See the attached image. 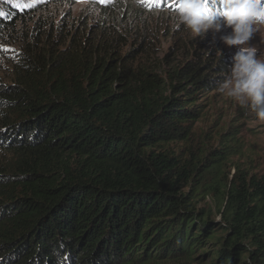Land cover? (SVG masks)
Masks as SVG:
<instances>
[{"label": "trees", "instance_id": "trees-1", "mask_svg": "<svg viewBox=\"0 0 264 264\" xmlns=\"http://www.w3.org/2000/svg\"><path fill=\"white\" fill-rule=\"evenodd\" d=\"M73 3L0 0V264H264V175L173 149L231 57L199 41L164 69L151 12Z\"/></svg>", "mask_w": 264, "mask_h": 264}, {"label": "rangeland", "instance_id": "rangeland-1", "mask_svg": "<svg viewBox=\"0 0 264 264\" xmlns=\"http://www.w3.org/2000/svg\"><path fill=\"white\" fill-rule=\"evenodd\" d=\"M119 1L126 6L132 3L135 7L139 6L151 12L146 13L143 23H138L136 31L139 34L142 31L146 33L152 43L149 48L150 54L154 59L161 60L164 69L177 65L183 57V51L199 41L205 43L204 48L214 46L216 49L226 51L230 57L234 54V48H226L220 41V36L226 35L230 29H225L215 38L209 31L201 39L192 37L183 26L174 27V16L179 0H157L151 7L146 6L141 0H74L71 6L72 16L87 15L93 13L96 6L110 7L114 2ZM126 20L127 27L134 28L137 19L132 17L130 24L129 18ZM249 43L254 44L261 53H264V26L259 28ZM164 57H168L167 62L162 61ZM173 149L182 160H190L195 156L202 157L203 154H208L214 163H222L218 158H226L222 168L225 172L224 178L225 175L229 178L234 176L236 168H240L250 176L264 175V121L257 120L255 114L246 106H241L235 100L215 90L208 95L202 115L192 127V135L185 143L177 144ZM210 152H212L211 156ZM214 204V199L208 195L200 201L198 207L206 209ZM212 218L215 221L220 220L215 209Z\"/></svg>", "mask_w": 264, "mask_h": 264}, {"label": "clouds", "instance_id": "clouds-1", "mask_svg": "<svg viewBox=\"0 0 264 264\" xmlns=\"http://www.w3.org/2000/svg\"><path fill=\"white\" fill-rule=\"evenodd\" d=\"M210 8L203 0H179L174 27L183 26L194 38H204L211 31L220 36L226 48H234L225 79L217 91L246 106L259 121H264V53L252 37L264 26V0H217ZM220 55H223L219 51Z\"/></svg>", "mask_w": 264, "mask_h": 264}, {"label": "snow or ice", "instance_id": "snow-or-ice-1", "mask_svg": "<svg viewBox=\"0 0 264 264\" xmlns=\"http://www.w3.org/2000/svg\"><path fill=\"white\" fill-rule=\"evenodd\" d=\"M141 2L144 3V4H145L146 6H148V7H151L152 4H154V3L157 2V0H141ZM203 2H204L205 4H207V3H208V0H203ZM0 15H2V14H0ZM0 131H3V130H0Z\"/></svg>", "mask_w": 264, "mask_h": 264}]
</instances>
